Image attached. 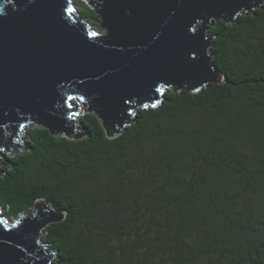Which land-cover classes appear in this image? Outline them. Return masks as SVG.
I'll list each match as a JSON object with an SVG mask.
<instances>
[{
  "label": "trees",
  "instance_id": "1",
  "mask_svg": "<svg viewBox=\"0 0 264 264\" xmlns=\"http://www.w3.org/2000/svg\"><path fill=\"white\" fill-rule=\"evenodd\" d=\"M205 33L221 81L162 88L115 138L84 105L83 138L31 126L0 166L3 220L64 214L42 236L54 264H264V3Z\"/></svg>",
  "mask_w": 264,
  "mask_h": 264
},
{
  "label": "water",
  "instance_id": "2",
  "mask_svg": "<svg viewBox=\"0 0 264 264\" xmlns=\"http://www.w3.org/2000/svg\"><path fill=\"white\" fill-rule=\"evenodd\" d=\"M71 0H0V160L31 126L79 140L87 106L108 138L162 88L196 92L221 81L209 55L208 25L234 23L264 0H82L98 17L93 32ZM71 7L74 11L69 13ZM91 33H96L95 36ZM62 212L44 201L14 220L0 217V264H54L41 243Z\"/></svg>",
  "mask_w": 264,
  "mask_h": 264
},
{
  "label": "rangeland",
  "instance_id": "3",
  "mask_svg": "<svg viewBox=\"0 0 264 264\" xmlns=\"http://www.w3.org/2000/svg\"><path fill=\"white\" fill-rule=\"evenodd\" d=\"M78 2H79V0H77V1H74V3H75V9H79V11L81 12V14H83V15H85L84 14V10H85V8L83 9V5H82V3H79L78 4ZM84 5H86V6H88L86 3H83ZM89 7V6H88ZM90 8V7H89ZM91 9V8H90ZM92 10V9H91ZM92 31L93 32H96V33H99V34H103L105 31L99 26V21H98V23L96 24V25H94L92 28ZM75 105H78L79 107H80V112L79 113H82L83 112V109L85 108L84 106H83V104H81V103H77V102H75L74 103ZM80 116V115H79ZM79 116H77V117H75V120L77 121L78 119H79ZM27 131H28V129L25 131V134L21 137V146H24V144H25V140H26V138H27ZM10 154H2V160H0V166H2L3 165V163H4V161H5V159L9 156ZM0 211H2L3 212V210H0ZM0 215H2L1 213H0ZM3 216V215H2ZM49 251H51V250H49Z\"/></svg>",
  "mask_w": 264,
  "mask_h": 264
},
{
  "label": "snow or ice",
  "instance_id": "4",
  "mask_svg": "<svg viewBox=\"0 0 264 264\" xmlns=\"http://www.w3.org/2000/svg\"><path fill=\"white\" fill-rule=\"evenodd\" d=\"M69 4H71V0H69ZM68 11H69V13H71L74 10L71 7H69ZM91 35L95 36L96 33H91Z\"/></svg>",
  "mask_w": 264,
  "mask_h": 264
}]
</instances>
